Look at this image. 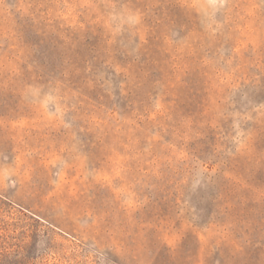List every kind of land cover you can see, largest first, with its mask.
<instances>
[{
	"label": "rangeland",
	"instance_id": "374dc122",
	"mask_svg": "<svg viewBox=\"0 0 264 264\" xmlns=\"http://www.w3.org/2000/svg\"><path fill=\"white\" fill-rule=\"evenodd\" d=\"M0 264H264V0H0Z\"/></svg>",
	"mask_w": 264,
	"mask_h": 264
}]
</instances>
